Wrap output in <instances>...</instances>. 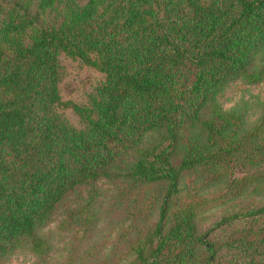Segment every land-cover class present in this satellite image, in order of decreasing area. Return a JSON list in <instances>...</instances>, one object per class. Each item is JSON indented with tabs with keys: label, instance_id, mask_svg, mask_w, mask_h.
<instances>
[{
	"label": "trees",
	"instance_id": "16d2710c",
	"mask_svg": "<svg viewBox=\"0 0 264 264\" xmlns=\"http://www.w3.org/2000/svg\"><path fill=\"white\" fill-rule=\"evenodd\" d=\"M61 56L103 76L84 105L61 100ZM236 80H264V0H0V261L44 253L38 232L71 193L121 180L157 195L124 264H264V199L198 236L203 204L183 194L198 174L264 194V178L231 179L264 159L216 104ZM71 213L92 232L90 203Z\"/></svg>",
	"mask_w": 264,
	"mask_h": 264
},
{
	"label": "rangeland",
	"instance_id": "374dc122",
	"mask_svg": "<svg viewBox=\"0 0 264 264\" xmlns=\"http://www.w3.org/2000/svg\"><path fill=\"white\" fill-rule=\"evenodd\" d=\"M60 65L58 88L61 100L84 105L93 89L103 81V76L64 56L60 57ZM216 104L223 112H233L241 117L242 128L238 135L241 146L264 147V80L254 85L233 81L223 88ZM63 114L70 125L81 128L70 110ZM155 136L148 134L144 142L152 141ZM246 168L236 169L231 179L255 182L264 178V159H257ZM230 177L228 175L219 182L203 179L202 174L185 179L182 187L186 199L203 204L195 217L198 236L214 227L221 217L264 199L259 190L262 188L260 181L237 194L229 187L230 179H227ZM155 198L157 195L148 190L134 192L121 180H101L79 188L58 206L48 224L39 230L38 237L46 245L44 253L34 255L25 246L1 260L0 264H124V251L133 239L135 228L156 219ZM87 202L96 213V223L92 232L80 237L82 227L70 215Z\"/></svg>",
	"mask_w": 264,
	"mask_h": 264
}]
</instances>
